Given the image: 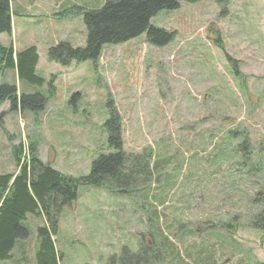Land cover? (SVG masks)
Segmentation results:
<instances>
[{
    "label": "rangeland",
    "instance_id": "rangeland-1",
    "mask_svg": "<svg viewBox=\"0 0 264 264\" xmlns=\"http://www.w3.org/2000/svg\"><path fill=\"white\" fill-rule=\"evenodd\" d=\"M103 1L12 0V34L1 43L36 47L45 83L34 90L51 97L37 115L0 107V173L18 171L13 148L21 143L19 159L36 149L63 175L87 174L106 149L112 106L124 150L150 148L165 156L167 169L131 178L126 194L80 185L57 217L58 264H130L129 252L139 255L137 264H264V232L252 222L260 209L253 197L264 189V0L181 2L151 19L173 32L165 46H152L143 33L104 45L95 62H49L47 49L61 40L85 45L74 7ZM10 76L11 69L0 74V83ZM229 129H238L234 145L246 146L249 162H215ZM23 224L29 237L0 264H35L36 228L45 222L28 214Z\"/></svg>",
    "mask_w": 264,
    "mask_h": 264
},
{
    "label": "trees",
    "instance_id": "trees-1",
    "mask_svg": "<svg viewBox=\"0 0 264 264\" xmlns=\"http://www.w3.org/2000/svg\"><path fill=\"white\" fill-rule=\"evenodd\" d=\"M181 1L195 3L200 0H104L102 5L95 8L75 6L78 11L73 16L80 15L86 29L85 45L72 46L68 41L61 40L49 46L46 51L47 59L60 66H69L73 61L95 62L104 45L124 43L143 33L152 46H165L174 39L173 32L151 24V19L160 11L176 10ZM12 15L11 0H0V35L11 34ZM38 58L33 45L17 51L12 45L0 43V73L15 70L17 82L20 83L18 85L6 80L0 83V107L6 102L9 104L8 111L18 110L34 115L44 110L51 93L34 90L45 82L36 72ZM74 98L75 96L71 101ZM108 110L109 117L103 124L107 134L106 145H103L106 149H101L94 156L89 172L85 175H63L38 160L36 149H31L30 155L19 159L21 143L13 148L18 171L0 173V262L10 260L11 251L16 248L18 241L29 237L30 231L23 224L29 214L40 217L45 222L43 226L36 228L35 264H58L62 256L57 253L52 240L58 232L57 217L64 206L76 199L80 185L103 187L110 192L115 190L126 194L130 192L128 189L131 178L142 173L151 176V170L167 169L165 156L161 157L150 148L137 154L124 150L119 114L112 106ZM4 114L5 112L0 113V121ZM237 131L238 129H229L224 132L220 144L214 149L213 158H216V163L231 162V158L237 162V157L241 159L238 163L249 162L246 146L241 148L240 144L234 145L241 139ZM246 138L243 136V140ZM30 146L34 147V143ZM229 146L232 155L227 152ZM148 198L144 194L142 202L146 203ZM253 198V203L260 205L259 212L252 220L253 227L264 232V189L257 190ZM153 214L156 221L158 214L155 209ZM125 256L130 257V264L138 263V254L129 252ZM134 258L137 263L132 262Z\"/></svg>",
    "mask_w": 264,
    "mask_h": 264
},
{
    "label": "crops",
    "instance_id": "crops-1",
    "mask_svg": "<svg viewBox=\"0 0 264 264\" xmlns=\"http://www.w3.org/2000/svg\"><path fill=\"white\" fill-rule=\"evenodd\" d=\"M19 5H20V4L18 3V6H19ZM11 6H12V3H11ZM3 35H4L3 33L0 35V43L2 42L1 39H2ZM1 44H2V43H1ZM12 44H13V43H12ZM24 48H26V47H24ZM24 48H20V49H19V48H14V49L17 50V51H20V50H23ZM7 71H8V70H4L3 73H6ZM3 73H0V74H3ZM13 75H14V77H16V71L11 69V76H13ZM11 76H10V79H4V80H11V82H13L14 79H12ZM16 78H17V77H16ZM4 80H3V81H4ZM17 81H18V80H17Z\"/></svg>",
    "mask_w": 264,
    "mask_h": 264
}]
</instances>
